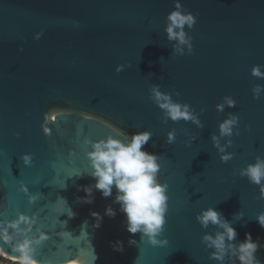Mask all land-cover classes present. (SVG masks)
<instances>
[{"label":"water","instance_id":"obj_1","mask_svg":"<svg viewBox=\"0 0 264 264\" xmlns=\"http://www.w3.org/2000/svg\"><path fill=\"white\" fill-rule=\"evenodd\" d=\"M177 3L196 17L183 29L191 52L165 31ZM154 85L199 124L169 119ZM232 116L238 124L221 135ZM143 131L152 136L142 150L160 156L158 180L168 185L157 237L168 240L164 247L129 233L116 189L102 196L90 174L94 143L127 144ZM225 154L231 158L222 162ZM258 158L264 161V0H0V229L9 236L0 238L1 255L18 260L16 247L27 239L37 264H239L231 250L222 262L211 258L203 237L223 229L204 227L197 216L214 208L235 228L234 244L248 232L264 245L260 186L241 175ZM83 186H93L92 203L78 201ZM107 206L114 217L104 215ZM117 240L123 251L113 250ZM254 255L264 264V246Z\"/></svg>","mask_w":264,"mask_h":264},{"label":"clouds","instance_id":"obj_2","mask_svg":"<svg viewBox=\"0 0 264 264\" xmlns=\"http://www.w3.org/2000/svg\"><path fill=\"white\" fill-rule=\"evenodd\" d=\"M181 5H175L174 10L170 11L167 16L168 25L165 28L167 38L169 40H177L179 44H187L189 52H191L192 45L186 39V34L183 31L184 26L192 27L196 22V17L192 13H183L179 11ZM182 53V49H176ZM123 66H118L117 71H121ZM253 75L260 76L261 73L258 67L253 68ZM158 85H154L151 89L154 99L158 106L165 110L167 117L173 121L183 119L185 121L192 120L199 124V122L188 111V106L173 103L168 95L161 93ZM163 101V102H161ZM229 107H235V101L227 100ZM217 108L222 110V105H217ZM57 113H52L49 116L53 122ZM85 119H88L86 114ZM239 118L232 116L230 119L220 124L221 135H231L233 126L238 124ZM202 127V125H199ZM46 132L50 131L45 129ZM150 131L136 132L127 139L129 143L125 144L119 139L108 138L106 141H100L93 144V150L89 153L91 161V176L95 178V189L99 190L104 197H109L113 193V188L116 189L114 203L120 205L122 211L127 218L126 230L135 234L141 233V241L147 237V242L152 246L164 247L168 244L167 239H158L164 231L166 223V213L168 210V185L167 183H160L158 180V173L161 165L159 163L160 156L147 152L143 149L151 138ZM214 147L218 146V141L215 135L212 136ZM175 141V131L172 130L167 134L166 143L171 144ZM231 143V142H229ZM223 152V148H219ZM231 158L230 154L221 156V161L226 162ZM25 164L31 163V158L28 155L22 157ZM242 176H247L250 183L260 186V198L264 199V161L257 159L255 164H250L245 170L241 171ZM26 190V189H25ZM93 186H83L85 192L84 197H77L78 201L82 203H92ZM75 213L69 211L68 216L71 219ZM91 215L97 221H101L103 217L97 213L92 212ZM104 215L114 217L116 211L107 206ZM236 216L242 218V213H236ZM20 220H26V217L20 216ZM200 224L206 227L209 223L219 225L223 231L218 232L215 236L206 234L203 240L212 247L214 251L210 254L211 258L218 261H223L224 256L231 250L232 255L236 257L239 264H260L256 259L255 253L258 248L264 246L252 239L251 233L246 232L245 238L238 245L233 242L237 238V232L231 223L223 218L222 214L214 208H207L201 211L197 216ZM256 221L261 228H264V212L256 216ZM67 222L65 221V224ZM17 227L15 223L11 225ZM97 222L95 227H99ZM0 238L8 240L9 236L6 229H0ZM46 238V237H44ZM130 245L137 244L135 239H129ZM113 250L123 251V243L119 240L112 243ZM19 252V259L17 264H37L32 258V249L29 246V241L25 239L16 247ZM70 264H78V261H71Z\"/></svg>","mask_w":264,"mask_h":264},{"label":"rangeland","instance_id":"obj_3","mask_svg":"<svg viewBox=\"0 0 264 264\" xmlns=\"http://www.w3.org/2000/svg\"><path fill=\"white\" fill-rule=\"evenodd\" d=\"M17 261L16 259L11 260V258L0 254V264H17Z\"/></svg>","mask_w":264,"mask_h":264},{"label":"bare ground","instance_id":"obj_4","mask_svg":"<svg viewBox=\"0 0 264 264\" xmlns=\"http://www.w3.org/2000/svg\"><path fill=\"white\" fill-rule=\"evenodd\" d=\"M11 260H12V258H11Z\"/></svg>","mask_w":264,"mask_h":264},{"label":"snow or ice","instance_id":"obj_5","mask_svg":"<svg viewBox=\"0 0 264 264\" xmlns=\"http://www.w3.org/2000/svg\"><path fill=\"white\" fill-rule=\"evenodd\" d=\"M0 246H2V245H0Z\"/></svg>","mask_w":264,"mask_h":264}]
</instances>
